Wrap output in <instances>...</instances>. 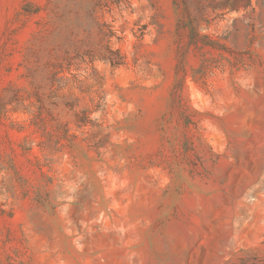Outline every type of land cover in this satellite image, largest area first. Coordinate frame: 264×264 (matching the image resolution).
Instances as JSON below:
<instances>
[{"label": "rangeland", "instance_id": "1", "mask_svg": "<svg viewBox=\"0 0 264 264\" xmlns=\"http://www.w3.org/2000/svg\"><path fill=\"white\" fill-rule=\"evenodd\" d=\"M0 264H264V0H0Z\"/></svg>", "mask_w": 264, "mask_h": 264}, {"label": "trees", "instance_id": "2", "mask_svg": "<svg viewBox=\"0 0 264 264\" xmlns=\"http://www.w3.org/2000/svg\"><path fill=\"white\" fill-rule=\"evenodd\" d=\"M100 59L105 63H109L112 67H119L124 64L122 57L120 56L118 51L112 50L108 45L105 48V52L101 54Z\"/></svg>", "mask_w": 264, "mask_h": 264}]
</instances>
